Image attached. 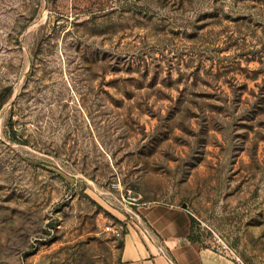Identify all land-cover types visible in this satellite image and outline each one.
Masks as SVG:
<instances>
[{"label":"rangeland","instance_id":"374dc122","mask_svg":"<svg viewBox=\"0 0 264 264\" xmlns=\"http://www.w3.org/2000/svg\"><path fill=\"white\" fill-rule=\"evenodd\" d=\"M155 203L264 264V0H0V264H121Z\"/></svg>","mask_w":264,"mask_h":264},{"label":"crops","instance_id":"0c3cea01","mask_svg":"<svg viewBox=\"0 0 264 264\" xmlns=\"http://www.w3.org/2000/svg\"><path fill=\"white\" fill-rule=\"evenodd\" d=\"M188 212L174 205L147 204L126 224L121 264H235L225 255L188 240Z\"/></svg>","mask_w":264,"mask_h":264},{"label":"built area","instance_id":"2783aa9c","mask_svg":"<svg viewBox=\"0 0 264 264\" xmlns=\"http://www.w3.org/2000/svg\"><path fill=\"white\" fill-rule=\"evenodd\" d=\"M123 226L121 224H110L105 226L104 232L110 234L113 239L119 240L123 236Z\"/></svg>","mask_w":264,"mask_h":264},{"label":"trees","instance_id":"16d2710c","mask_svg":"<svg viewBox=\"0 0 264 264\" xmlns=\"http://www.w3.org/2000/svg\"><path fill=\"white\" fill-rule=\"evenodd\" d=\"M190 224H191V227H190V233H189V236H188V240L190 241V242H192V243H198L199 244V242H198V240H197V238H195L194 236H193V232H192V224H193V222H192V219H190ZM124 235V234H123ZM200 245V244H199ZM122 247V244H121V246H120V248ZM202 247V246H201ZM204 248V247H203Z\"/></svg>","mask_w":264,"mask_h":264}]
</instances>
